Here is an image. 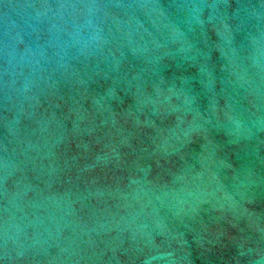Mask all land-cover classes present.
<instances>
[{"label":"water","instance_id":"water-1","mask_svg":"<svg viewBox=\"0 0 264 264\" xmlns=\"http://www.w3.org/2000/svg\"><path fill=\"white\" fill-rule=\"evenodd\" d=\"M0 264H264V0H0Z\"/></svg>","mask_w":264,"mask_h":264}]
</instances>
